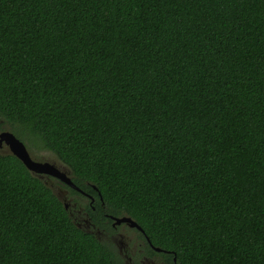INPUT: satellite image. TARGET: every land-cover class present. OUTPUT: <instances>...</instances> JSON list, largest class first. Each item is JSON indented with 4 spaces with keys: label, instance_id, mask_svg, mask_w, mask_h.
<instances>
[{
    "label": "trees",
    "instance_id": "trees-1",
    "mask_svg": "<svg viewBox=\"0 0 264 264\" xmlns=\"http://www.w3.org/2000/svg\"><path fill=\"white\" fill-rule=\"evenodd\" d=\"M5 127L163 264H264V0H0ZM0 264L124 263L0 152Z\"/></svg>",
    "mask_w": 264,
    "mask_h": 264
},
{
    "label": "rangeland",
    "instance_id": "rangeland-1",
    "mask_svg": "<svg viewBox=\"0 0 264 264\" xmlns=\"http://www.w3.org/2000/svg\"><path fill=\"white\" fill-rule=\"evenodd\" d=\"M7 129H9L8 127H5ZM27 148V146H26ZM28 150V149H27ZM9 150L6 147H3L0 149L1 153H7ZM28 152L31 154L30 150H28ZM35 155L39 156L42 153L41 152H37L34 153ZM44 157L49 160V161H53L55 162L57 165H60L61 167L65 168L67 166H65L64 163H62L52 152L48 151L45 152ZM60 162L63 164H60ZM43 180V182L48 185L52 191L58 196V198L67 204V208L71 209V213L69 212L70 216L73 218V221L81 228L92 232L93 234H95V236L100 239L101 241H105L110 243L113 246V249L115 250V252L117 253V255L121 258V260L123 261L124 264H133L131 263L130 258L128 257L129 255H133L135 256V252L138 251L137 248L138 247V240L135 237V233L130 229L131 227H129L127 224H122L120 226L113 227L112 230L110 229H103V228H99L97 226H92L93 223H90L89 219L86 218V215L84 214H79L77 210H75V204H74V199L75 196L73 195V193H71L70 189L65 186L62 187L60 186V190H58V188L56 187V185L58 184L57 181L52 180V184H50V181H46L43 178H40ZM81 201H83V199H81ZM89 221V223H88ZM137 258H140L137 256ZM141 262L144 264H152V262H154L153 260L149 259V258H142Z\"/></svg>",
    "mask_w": 264,
    "mask_h": 264
},
{
    "label": "water",
    "instance_id": "water-1",
    "mask_svg": "<svg viewBox=\"0 0 264 264\" xmlns=\"http://www.w3.org/2000/svg\"><path fill=\"white\" fill-rule=\"evenodd\" d=\"M0 143H4L8 146V152L15 155L27 168V170L32 173L34 176L42 178L38 174H47L51 176L57 177L60 181L67 184L69 187L81 191V189L76 186L70 178L69 168L66 167H58L53 162L48 160L39 161L35 160L30 156L24 142L20 140L12 131L8 129H4L0 131ZM66 166V165H65ZM95 190H97L96 186H93ZM58 197V196H57ZM64 207L66 208L67 204L64 203ZM112 218V225L115 226L120 223H126L129 227H136L137 229L142 230L141 226L137 224V222L132 219L128 215L122 216H110ZM78 226V225H77ZM152 246V245H151ZM156 251H160L159 247L152 246ZM175 260V258H173Z\"/></svg>",
    "mask_w": 264,
    "mask_h": 264
},
{
    "label": "flooded vegetation",
    "instance_id": "flooded-vegetation-1",
    "mask_svg": "<svg viewBox=\"0 0 264 264\" xmlns=\"http://www.w3.org/2000/svg\"><path fill=\"white\" fill-rule=\"evenodd\" d=\"M0 131H2V129H0ZM3 147L8 148V146L6 144L0 143V149L3 148ZM45 152H48V151L47 150L43 151L42 154L40 155V157H34L31 154H30V156L33 159H35V160L44 161V160H47L44 157ZM50 162H53V161H50ZM53 163L55 165H57L55 162H53ZM60 164H62V163L60 162ZM57 166L59 168L61 167L60 165H57ZM38 175H40L46 181H50V184H52V182H51L52 180L57 181L58 184L56 185V187L58 188V190H60L59 189L60 186H62L64 188H65V186H68L67 184H65L64 182L60 181L55 176H51V175H47V174H38ZM76 191H77L76 193H73V195L75 196V199H74V204H75L74 207H75V210H77L79 214L86 215V218H88L89 221H90V223H92L91 220H90V218H89V216H88L89 213H88V210H86V205H90V207H92V209H94V206L91 204L94 201V198L92 197V195H90L89 193H86V192H84L82 190L81 191L76 190ZM81 199H83V201H81ZM72 208H70V209L67 208V209L70 212ZM89 221H88V223H89ZM122 224H126V223H120V224H117L116 226H113V227L115 229V227L120 226ZM92 226H96V225L95 224H92ZM141 243H142V241H141ZM137 249H138V251L135 252V256L133 255V253H132V255H129L128 256L130 258V260H131V263H133V264H144V263L141 262V259L142 258H149V259H151V260L154 261V262H152V264H163V261L161 260V257L160 256L151 257V256H148L147 252L142 251L141 248H137ZM137 256L140 257V258H137Z\"/></svg>",
    "mask_w": 264,
    "mask_h": 264
}]
</instances>
